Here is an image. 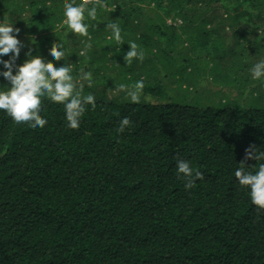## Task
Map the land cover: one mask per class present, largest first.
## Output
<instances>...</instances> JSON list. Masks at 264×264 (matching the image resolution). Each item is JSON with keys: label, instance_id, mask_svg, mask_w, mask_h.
Segmentation results:
<instances>
[{"label": "trees", "instance_id": "obj_1", "mask_svg": "<svg viewBox=\"0 0 264 264\" xmlns=\"http://www.w3.org/2000/svg\"><path fill=\"white\" fill-rule=\"evenodd\" d=\"M64 2L0 0V23L19 29L16 63L44 46L43 61L96 98L76 129L46 99L35 131L0 111V264H264V210L234 177L264 163L245 159L264 150V87L250 73L264 42L248 40L264 34V0H91L87 37L64 32ZM129 42L142 60L125 63ZM57 43L66 58L53 61ZM141 79L137 103L116 88ZM178 159L203 176L187 191Z\"/></svg>", "mask_w": 264, "mask_h": 264}, {"label": "clouds", "instance_id": "obj_2", "mask_svg": "<svg viewBox=\"0 0 264 264\" xmlns=\"http://www.w3.org/2000/svg\"><path fill=\"white\" fill-rule=\"evenodd\" d=\"M91 0H83L77 4L76 0H65L62 5V24L64 32L69 31L79 34L81 37L88 36L89 25L87 19H97V4ZM103 6V5H100ZM111 30V39L119 45L122 42L120 27L116 23L106 25ZM19 29L11 23H0V77L6 80V85H0V111H3L15 124L27 123L33 131L43 128L47 119L41 115L43 100L63 106L67 127L76 129L80 126V120L85 113L86 106L95 107L96 98L93 94H83L84 84L74 81L71 68L65 64L54 66L45 63L39 56L25 52V59L17 64L16 59L23 46L17 39ZM135 42L128 43V49L123 55L125 63L130 64L133 58L143 59V52L137 50ZM83 54V52L81 53ZM53 60L66 58V49L61 44H55L48 53ZM7 56V59H3ZM251 78L259 80L264 87V59L254 63L250 68ZM80 79L92 86L91 73L83 72ZM119 91L125 92L128 101L139 102V94L144 88V80H137L132 85L120 83L116 85ZM131 120L125 116L119 121L117 133H123L126 127L131 126ZM245 159L264 161V150H258L255 146L245 149ZM241 163L234 171V177L240 186L248 189V196L252 205L259 210H264V163H260L254 172L247 171ZM177 174H182L184 189L187 191L196 186L198 179H203L202 173L193 168L190 162L183 159L176 161Z\"/></svg>", "mask_w": 264, "mask_h": 264}, {"label": "rangeland", "instance_id": "obj_3", "mask_svg": "<svg viewBox=\"0 0 264 264\" xmlns=\"http://www.w3.org/2000/svg\"><path fill=\"white\" fill-rule=\"evenodd\" d=\"M55 27H57V28H59V27H61V24L59 23V24H56V26ZM55 27H51L50 29H49V31H53L54 29H55ZM35 36V35H34ZM210 37L211 36H209L208 37V39H210ZM71 39V38H70ZM248 40H250V41H255V42H257V43H263L264 42V34H260V35H255V36H250L249 37V39ZM40 48V50L34 55V56H39L42 60H44L45 58H46V54L44 53V51H43V48H44V46H43V48L42 47H39ZM25 59H27V57L25 58ZM24 59V60H25ZM17 60V59H16ZM76 83H77V87L79 86V84H78V79L77 80H74ZM88 94V93H87ZM86 94V95H87Z\"/></svg>", "mask_w": 264, "mask_h": 264}]
</instances>
